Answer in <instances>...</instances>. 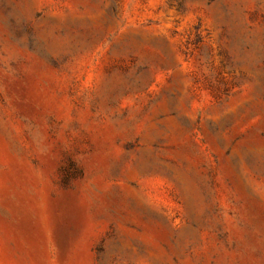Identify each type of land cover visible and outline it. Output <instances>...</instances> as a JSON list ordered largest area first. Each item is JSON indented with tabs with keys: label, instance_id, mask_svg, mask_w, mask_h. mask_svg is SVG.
Wrapping results in <instances>:
<instances>
[{
	"label": "rangeland",
	"instance_id": "1",
	"mask_svg": "<svg viewBox=\"0 0 264 264\" xmlns=\"http://www.w3.org/2000/svg\"><path fill=\"white\" fill-rule=\"evenodd\" d=\"M0 264H264V0H0Z\"/></svg>",
	"mask_w": 264,
	"mask_h": 264
}]
</instances>
